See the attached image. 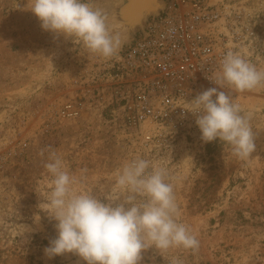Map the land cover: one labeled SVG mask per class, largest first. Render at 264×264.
I'll use <instances>...</instances> for the list:
<instances>
[{"label": "rangeland", "instance_id": "1", "mask_svg": "<svg viewBox=\"0 0 264 264\" xmlns=\"http://www.w3.org/2000/svg\"><path fill=\"white\" fill-rule=\"evenodd\" d=\"M228 1L244 9L255 30L246 53L264 65V0ZM82 2L104 12L102 0ZM30 7L31 0H0V264H86L71 253L44 254L57 235L47 207L50 151L75 177L76 193L102 201L120 194L117 176L134 158L168 169L178 222L199 249L149 248L140 264H264V86L234 95L256 135L248 160L218 139L203 142L196 124L149 139V125L128 121L117 100L118 52L104 58L55 37Z\"/></svg>", "mask_w": 264, "mask_h": 264}, {"label": "clouds", "instance_id": "2", "mask_svg": "<svg viewBox=\"0 0 264 264\" xmlns=\"http://www.w3.org/2000/svg\"><path fill=\"white\" fill-rule=\"evenodd\" d=\"M30 11L43 30L78 40L104 58L113 57L122 46L120 34L107 23V15L82 0H31ZM211 80L219 89L227 85L243 92L264 86V70L230 50ZM181 108L195 117L203 142L218 139L230 145L238 159L252 157L256 135L251 117L242 114L229 92L209 88L186 100ZM44 167L52 177L47 207L57 233L44 248L47 258L71 253L86 264H140L142 253L149 248L161 252L199 249L197 237L178 222L180 210L165 166L139 157L127 162L116 179L120 194L105 195L107 202L93 193H76L75 177L57 152H49ZM171 264L182 262L173 259Z\"/></svg>", "mask_w": 264, "mask_h": 264}, {"label": "built area", "instance_id": "3", "mask_svg": "<svg viewBox=\"0 0 264 264\" xmlns=\"http://www.w3.org/2000/svg\"><path fill=\"white\" fill-rule=\"evenodd\" d=\"M245 15L228 0H170L151 15L146 32L138 30L114 63L116 97L126 119L140 129L148 124L149 139L162 137L196 124L181 107L204 90L216 87L235 98L236 91L219 89L211 79L230 50L264 70L263 62L246 53L255 30Z\"/></svg>", "mask_w": 264, "mask_h": 264}, {"label": "water", "instance_id": "4", "mask_svg": "<svg viewBox=\"0 0 264 264\" xmlns=\"http://www.w3.org/2000/svg\"><path fill=\"white\" fill-rule=\"evenodd\" d=\"M164 0H102L107 23L114 33H119L122 49L131 45L138 30L146 32L145 23L151 15L163 9Z\"/></svg>", "mask_w": 264, "mask_h": 264}, {"label": "bare ground", "instance_id": "5", "mask_svg": "<svg viewBox=\"0 0 264 264\" xmlns=\"http://www.w3.org/2000/svg\"><path fill=\"white\" fill-rule=\"evenodd\" d=\"M164 1H165V0H164ZM168 3H170V0H166L165 2H163V6L165 5L164 8L167 6ZM164 8H163V9H164ZM163 9H160L156 14H159L160 11H162Z\"/></svg>", "mask_w": 264, "mask_h": 264}]
</instances>
